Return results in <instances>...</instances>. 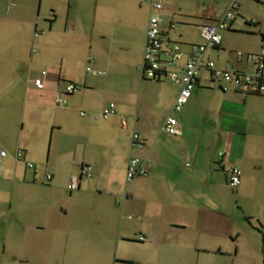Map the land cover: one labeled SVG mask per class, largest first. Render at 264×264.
Instances as JSON below:
<instances>
[{
  "label": "crops",
  "instance_id": "1",
  "mask_svg": "<svg viewBox=\"0 0 264 264\" xmlns=\"http://www.w3.org/2000/svg\"><path fill=\"white\" fill-rule=\"evenodd\" d=\"M161 1L162 39L179 46L172 69L204 43L199 26L234 3L203 60L255 71L247 55L264 51V0ZM148 15L146 0H0V264H264V94L236 90L202 67L174 111L181 85L139 68ZM250 35L259 49L248 46ZM69 81L77 89L56 104ZM109 103L115 112L103 119ZM155 105L176 118L179 133L150 129ZM130 157L148 172L126 183ZM230 166L241 169L235 189Z\"/></svg>",
  "mask_w": 264,
  "mask_h": 264
},
{
  "label": "built area",
  "instance_id": "2",
  "mask_svg": "<svg viewBox=\"0 0 264 264\" xmlns=\"http://www.w3.org/2000/svg\"><path fill=\"white\" fill-rule=\"evenodd\" d=\"M149 5V15L147 19L146 32H145V44L142 55V63L139 68L143 76L149 79L163 78L171 82H177L181 85L180 90L174 100L172 109L174 111L180 110L184 102L189 97L196 80L197 70L199 68H206L210 72V76L213 79H220L231 85L236 90L245 93L264 94V51L260 50L256 54H248L247 58L255 61V71L253 73H244L235 70L232 66H216L215 63L206 59L203 60V53L206 48L215 47L220 43V32L230 26V22L234 17L236 5L230 4L227 10L213 24L200 25L199 30L201 36L204 39L203 44H197L191 46V52L188 55L182 68L178 71L172 69V65L175 59L179 56V46L177 44H169V42L162 39V33L160 30L159 13L163 9L161 0H146ZM173 26V25H172ZM163 46L166 47L163 50ZM160 52L163 53V58H160ZM237 55L241 57V53L237 52ZM86 72L93 75H104L101 70H96L90 66L85 67ZM44 76L45 71L41 72ZM34 85L37 88H42L43 81L41 78H35L33 80ZM77 89L74 82L69 81L62 92H57L55 95V102L58 105H66V96L73 93ZM115 105L109 103L104 107L100 113L101 118L107 119L114 114ZM80 116L85 115L83 110L79 111ZM160 131L165 134L173 135L179 133L177 128V120L172 115H167L160 127ZM132 146L136 148L142 147V140L137 133L132 134ZM4 155V152L0 150V157ZM16 158L22 157V151L17 150L15 153ZM218 159L222 157V153H217ZM28 168H32L33 164L29 161L25 162ZM88 166H83L80 169V173L86 176L90 175ZM2 164L0 162V177L2 176ZM148 169L143 165L142 161L136 157H130L126 164L125 170V182L128 183L137 176L146 175ZM228 180L227 186L235 189L240 184L241 170L238 166H230L227 169ZM50 174H46L45 178L50 179ZM77 188V177L70 176L69 183L66 186L68 191L75 190ZM127 195L125 191L124 196ZM138 239L142 240V237Z\"/></svg>",
  "mask_w": 264,
  "mask_h": 264
},
{
  "label": "rangeland",
  "instance_id": "3",
  "mask_svg": "<svg viewBox=\"0 0 264 264\" xmlns=\"http://www.w3.org/2000/svg\"><path fill=\"white\" fill-rule=\"evenodd\" d=\"M247 41H248V46L250 48L251 47H252V49H254L256 47L258 48V45H259V42H260L259 37H253L252 35H250V37L247 38ZM262 47L264 48V43H263ZM238 49L242 50V48H238ZM136 91L138 92V89H136ZM107 101H109V100H107ZM150 112H151V118L150 119L148 118L149 120L147 119V122L150 124V129L158 131L160 126H161V124H162V122H163L164 117L166 116V111L162 110L159 105H155V106H151ZM132 115H134V113ZM139 115H141V111L139 112ZM179 115H178V118H179ZM144 120L145 119L143 118V116L139 117L138 127L139 126H144ZM197 127H198L197 132L201 133V145H202V144H204L207 141L208 136L205 135V131H203L204 122L199 117H198V121H197ZM4 165H5V163H4Z\"/></svg>",
  "mask_w": 264,
  "mask_h": 264
},
{
  "label": "trees",
  "instance_id": "4",
  "mask_svg": "<svg viewBox=\"0 0 264 264\" xmlns=\"http://www.w3.org/2000/svg\"><path fill=\"white\" fill-rule=\"evenodd\" d=\"M245 93V92H244ZM249 94V93H248ZM241 170V169H240Z\"/></svg>",
  "mask_w": 264,
  "mask_h": 264
}]
</instances>
